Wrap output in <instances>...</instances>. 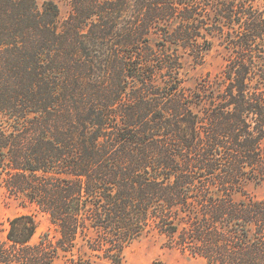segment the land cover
Returning <instances> with one entry per match:
<instances>
[{
    "label": "trees",
    "instance_id": "16d2710c",
    "mask_svg": "<svg viewBox=\"0 0 264 264\" xmlns=\"http://www.w3.org/2000/svg\"><path fill=\"white\" fill-rule=\"evenodd\" d=\"M70 1L0 0V187L55 232L14 217L0 264H128L152 232L264 264V0Z\"/></svg>",
    "mask_w": 264,
    "mask_h": 264
},
{
    "label": "rangeland",
    "instance_id": "374dc122",
    "mask_svg": "<svg viewBox=\"0 0 264 264\" xmlns=\"http://www.w3.org/2000/svg\"><path fill=\"white\" fill-rule=\"evenodd\" d=\"M39 4L45 1H53L61 9L62 18L65 19L72 11L70 0H37ZM226 50L220 45L218 39H214V47L202 66H194L189 59L186 60L190 78L187 82L189 87H195L207 74H218L226 62ZM250 196L261 198L264 196V188L249 184L246 187ZM239 199V198H238ZM34 214L38 223V230L32 240L37 245L46 234L54 237L55 232L44 214H38L33 210L20 207L8 198L4 188L0 187V235H5L9 228V221L14 217ZM125 259L128 264H210L205 258L193 256L188 250L175 248L170 240L156 232L144 236L133 243L125 251ZM60 263V261H59Z\"/></svg>",
    "mask_w": 264,
    "mask_h": 264
}]
</instances>
